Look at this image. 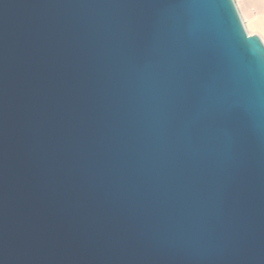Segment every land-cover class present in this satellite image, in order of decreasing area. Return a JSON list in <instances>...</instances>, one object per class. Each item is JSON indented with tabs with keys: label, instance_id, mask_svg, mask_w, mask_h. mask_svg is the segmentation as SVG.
<instances>
[{
	"label": "water",
	"instance_id": "obj_1",
	"mask_svg": "<svg viewBox=\"0 0 264 264\" xmlns=\"http://www.w3.org/2000/svg\"><path fill=\"white\" fill-rule=\"evenodd\" d=\"M0 264H264L235 0H0Z\"/></svg>",
	"mask_w": 264,
	"mask_h": 264
},
{
	"label": "crops",
	"instance_id": "obj_2",
	"mask_svg": "<svg viewBox=\"0 0 264 264\" xmlns=\"http://www.w3.org/2000/svg\"><path fill=\"white\" fill-rule=\"evenodd\" d=\"M236 5L245 27L264 42V0H236Z\"/></svg>",
	"mask_w": 264,
	"mask_h": 264
},
{
	"label": "rangeland",
	"instance_id": "obj_3",
	"mask_svg": "<svg viewBox=\"0 0 264 264\" xmlns=\"http://www.w3.org/2000/svg\"><path fill=\"white\" fill-rule=\"evenodd\" d=\"M246 30H247V32H248L250 35H254V34L252 33V31H251L249 28H246Z\"/></svg>",
	"mask_w": 264,
	"mask_h": 264
},
{
	"label": "bare ground",
	"instance_id": "obj_4",
	"mask_svg": "<svg viewBox=\"0 0 264 264\" xmlns=\"http://www.w3.org/2000/svg\"><path fill=\"white\" fill-rule=\"evenodd\" d=\"M244 23V22H243ZM245 25V24H244Z\"/></svg>",
	"mask_w": 264,
	"mask_h": 264
},
{
	"label": "built area",
	"instance_id": "obj_5",
	"mask_svg": "<svg viewBox=\"0 0 264 264\" xmlns=\"http://www.w3.org/2000/svg\"><path fill=\"white\" fill-rule=\"evenodd\" d=\"M235 2H236V0H235Z\"/></svg>",
	"mask_w": 264,
	"mask_h": 264
}]
</instances>
